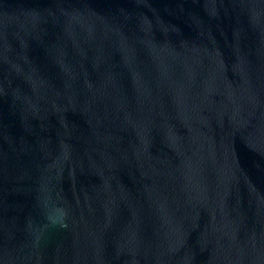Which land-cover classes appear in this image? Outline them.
Wrapping results in <instances>:
<instances>
[{
  "label": "water",
  "instance_id": "95a60500",
  "mask_svg": "<svg viewBox=\"0 0 264 264\" xmlns=\"http://www.w3.org/2000/svg\"><path fill=\"white\" fill-rule=\"evenodd\" d=\"M0 264H264V0H0Z\"/></svg>",
  "mask_w": 264,
  "mask_h": 264
}]
</instances>
